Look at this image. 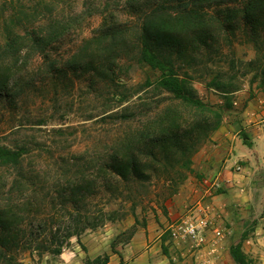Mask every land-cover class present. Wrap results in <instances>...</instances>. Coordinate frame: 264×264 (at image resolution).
Listing matches in <instances>:
<instances>
[{
	"label": "trees",
	"instance_id": "obj_1",
	"mask_svg": "<svg viewBox=\"0 0 264 264\" xmlns=\"http://www.w3.org/2000/svg\"><path fill=\"white\" fill-rule=\"evenodd\" d=\"M93 16L101 18L93 35L65 47ZM238 37L252 43L256 56L246 65L258 69L264 84V0H0V98L11 106L49 78L55 86L84 76L90 87L98 80L119 87L123 63L131 57L159 71L146 85L168 92L176 103L148 116L143 129L118 137L101 156L69 154L74 168L49 184L34 180L42 168L24 165V146L0 143V164L17 170L7 190L0 178V264H22L18 254L28 249L61 253L73 236L81 243V233L105 216L88 206L99 188L95 172L107 181L113 175L150 181L159 167L165 173L191 170L193 153L223 115L197 96L189 70L205 59L216 62L225 43ZM222 74L217 71L209 83L225 93L238 87L233 79L221 80ZM186 109L193 113L183 118ZM113 116L127 120L133 114ZM243 140L251 144L245 133ZM179 174L173 183L186 177ZM231 255L249 264L240 244L232 246ZM108 260L106 254L104 264Z\"/></svg>",
	"mask_w": 264,
	"mask_h": 264
},
{
	"label": "rangeland",
	"instance_id": "obj_2",
	"mask_svg": "<svg viewBox=\"0 0 264 264\" xmlns=\"http://www.w3.org/2000/svg\"><path fill=\"white\" fill-rule=\"evenodd\" d=\"M100 21V16L89 18L65 47L93 35ZM255 56L252 43L238 37L225 43L216 62L205 59V64L189 70L197 96L223 115L219 127L193 153L191 170L177 167L178 173H165L159 167L150 181L124 180L117 175L107 181L95 172L99 188L88 206L96 216L104 212V220L87 227L80 235L81 243L73 236L61 253L21 251L22 264H104L106 254L107 264H240L231 255L237 244L249 264H264V132L257 126L264 118V84L256 74L258 69L246 65ZM38 62L29 70H35ZM123 65L119 87H109L103 80L90 87L84 76L59 80L55 86L49 78L46 84L37 83L16 106L0 98V143L24 146V165L36 171L42 168L36 182L49 184L56 175L62 177L74 168L67 160L69 154H105L118 137L143 129L148 116L175 102L168 92L146 85V80L158 78L159 71L133 57ZM219 70L221 80L233 79L238 87L225 93L212 86L209 82ZM125 111L133 117L113 116ZM244 111L255 141L243 129ZM192 113L181 111L183 118ZM243 133L250 145L244 143ZM230 149L239 157L226 167ZM16 172L0 164L6 190L15 182ZM179 173L186 177L173 183ZM205 216L211 222L202 240H180L172 235V227L180 220ZM99 256L102 259L96 260Z\"/></svg>",
	"mask_w": 264,
	"mask_h": 264
},
{
	"label": "built area",
	"instance_id": "obj_3",
	"mask_svg": "<svg viewBox=\"0 0 264 264\" xmlns=\"http://www.w3.org/2000/svg\"><path fill=\"white\" fill-rule=\"evenodd\" d=\"M210 222L207 216L200 217V219L187 217L186 219L180 220L172 227V235L180 240H202L206 227L210 226ZM215 232L217 235L221 234L219 229L215 230Z\"/></svg>",
	"mask_w": 264,
	"mask_h": 264
},
{
	"label": "crops",
	"instance_id": "obj_4",
	"mask_svg": "<svg viewBox=\"0 0 264 264\" xmlns=\"http://www.w3.org/2000/svg\"><path fill=\"white\" fill-rule=\"evenodd\" d=\"M247 110V109H246ZM248 111V110H247ZM247 111H244V113L242 114V117H244L243 118V129H245L246 130V132H248L249 133V135L253 138V136H252V134L249 132L250 131V129H251V127L250 126H247V123H248V117H247V114H246V112ZM241 118V117H240ZM240 118H239V120H238V124L240 125ZM261 122H259V123H262L261 125H257L258 126V128H259V130L258 131H260L261 133H263L264 132V118L263 119H261L260 120ZM229 134L230 133H226V135H228L229 136ZM255 140H257V138H253L252 139V141H255ZM231 150V149H230ZM239 156H237V155H235L234 154V152L231 150L230 152H228V157H227V159H226V162H228V164L226 165V167H229V165H230V163H232V161H234L235 159H237ZM225 172H228V169H225L224 170ZM151 249V248H150ZM149 252H150V250H147V252L146 253H148L149 254Z\"/></svg>",
	"mask_w": 264,
	"mask_h": 264
}]
</instances>
